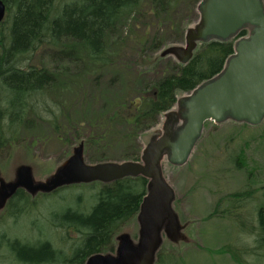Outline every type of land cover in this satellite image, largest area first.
I'll return each instance as SVG.
<instances>
[{"label": "rangeland", "instance_id": "rangeland-1", "mask_svg": "<svg viewBox=\"0 0 264 264\" xmlns=\"http://www.w3.org/2000/svg\"><path fill=\"white\" fill-rule=\"evenodd\" d=\"M75 1L61 0L63 5ZM144 1L140 11L106 44L114 66L99 70L88 57L86 67L55 59L58 49L53 46L42 47L25 63L54 72L59 88L50 90L44 99L37 96L39 102L30 104L36 111L48 104L51 112L42 111L43 119L34 117L33 127L23 128L14 146L0 149V242L2 235H7L30 243L50 240L65 248L67 244L60 243L63 236L52 230L50 215L67 207L87 209L93 204L92 195L103 181H84V174L93 171L108 176L111 171L107 169L135 163L145 167L149 147L162 138H175L183 129L187 104L195 90L178 93L175 105L159 116L158 123L139 134L135 140L140 148L139 161L123 158L124 147L119 145L103 156L93 155L85 143L87 130H80L76 139L65 129L67 122L78 125L105 117L107 110L124 101L129 89L135 93L154 85L184 65L201 44L218 39L205 36L204 0L190 8L186 2H179L158 15L150 14V0ZM253 31L246 25L243 37L227 41L236 46ZM155 45L158 47H152ZM55 116L59 117L57 131L51 123ZM58 135L63 140H58ZM157 166L164 186L155 202L157 215L150 208L153 204L141 209L121 226L105 251L91 256L85 264H264L259 222L260 214L264 216V120L258 125L230 118L220 123L207 121L184 163L171 162L169 152H165ZM148 181L150 184L152 178ZM16 187L39 202L30 217L18 223L10 219L8 209V196ZM54 187L64 188L59 195L40 197ZM8 257L7 248L0 243V264H16Z\"/></svg>", "mask_w": 264, "mask_h": 264}, {"label": "trees", "instance_id": "trees-1", "mask_svg": "<svg viewBox=\"0 0 264 264\" xmlns=\"http://www.w3.org/2000/svg\"><path fill=\"white\" fill-rule=\"evenodd\" d=\"M2 1L10 23L5 28L6 17L0 22L3 29L0 31V149L14 146L20 138V131L33 127L34 117L43 119L42 111L51 112L48 104L40 110L37 108V111L30 105L33 101L39 102L37 96L41 95L44 99L50 90L53 92L59 88V85L56 87L57 75L54 72L44 67L25 65L34 53L44 46H53L58 49L53 55L55 59L59 57L86 67L84 60L88 57L99 70L114 66L116 62L107 52L106 44L145 3L144 0H77L63 5L61 0ZM198 1L150 0L149 13H165L179 2H186L190 8ZM245 34L242 32L240 37ZM67 41H71L72 45ZM60 46L61 49L58 48ZM81 49L84 55L80 54L83 52ZM233 54V42L203 43L192 59L178 66L175 72L164 75L154 85L135 93H129V89L124 101L113 104L105 117L78 125L67 122V134L73 133L76 137L80 130H87L89 135L85 143L93 155L103 156L119 145L124 147L123 158L139 161L140 148L135 144L139 134L158 123L159 116L175 105L178 93H189L218 75ZM58 118L55 116L51 122L54 131L59 128ZM56 138L63 140L59 135ZM132 152L134 157H129ZM100 184L96 185L99 188L92 195L94 201L89 208L67 207L61 213H51L52 230L63 236L60 243L67 244L65 248L56 246L50 240L30 243L2 235L0 243L7 248L8 258L16 264H85L91 256L105 251L121 226L139 213L147 193L148 180L129 177ZM62 190L59 188L40 197L46 199L59 195ZM238 196L241 195H235ZM8 202L9 217L14 223L30 217L32 208L39 203L23 189H19ZM259 222L264 236L262 214ZM70 233L77 236L73 238Z\"/></svg>", "mask_w": 264, "mask_h": 264}, {"label": "water", "instance_id": "water-1", "mask_svg": "<svg viewBox=\"0 0 264 264\" xmlns=\"http://www.w3.org/2000/svg\"><path fill=\"white\" fill-rule=\"evenodd\" d=\"M202 17L208 30L205 36H215L216 41L227 42L236 37L246 25L254 28L250 38L243 39L235 46V53L227 60L224 69L217 76L204 82L194 91L187 104L186 122L175 138H162L148 149L145 167L137 163L111 171L108 176L84 174V181L93 183L100 178L103 183H112L129 177L152 178L149 192L140 208L147 210L163 193L158 161L169 152L171 162L184 163L197 140L205 122H222L226 118L250 125L261 124L264 120V2L263 0H204ZM6 5L0 0V22L6 16ZM214 41V40H211ZM210 42V41H208ZM207 43V42H205ZM193 55L186 61L187 64ZM82 181V179H80ZM80 181V182H81ZM93 181V182H92ZM76 182H72L74 184ZM55 189L46 192L51 193ZM22 188L16 187L9 199ZM150 206L157 215L158 207Z\"/></svg>", "mask_w": 264, "mask_h": 264}]
</instances>
